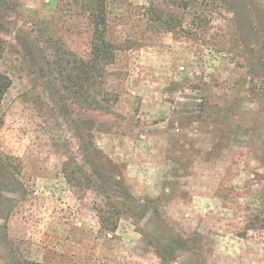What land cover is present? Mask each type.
Instances as JSON below:
<instances>
[{"label":"rangeland","instance_id":"rangeland-1","mask_svg":"<svg viewBox=\"0 0 264 264\" xmlns=\"http://www.w3.org/2000/svg\"><path fill=\"white\" fill-rule=\"evenodd\" d=\"M176 2L106 0L114 56L91 90L103 106L69 102L68 115L49 85L72 97L73 72L54 56L91 57L92 2L20 0L10 18L0 14V71L12 79L0 105V264H166L157 253L166 227L192 241L167 264H264V102L233 51L230 16L213 13L187 39L179 22L176 34L153 22L152 3L182 12ZM85 116L95 145L132 172L127 184L142 195L115 233L97 213H111V200L79 171L74 124ZM156 194L175 200L162 217Z\"/></svg>","mask_w":264,"mask_h":264},{"label":"trees","instance_id":"trees-1","mask_svg":"<svg viewBox=\"0 0 264 264\" xmlns=\"http://www.w3.org/2000/svg\"><path fill=\"white\" fill-rule=\"evenodd\" d=\"M19 1L0 0V14L10 18L8 13L18 8ZM87 2H92L91 7H94L90 14L94 24L91 57L87 61H82L75 58V55L68 50H61L59 51L60 54L54 56V62L58 59L61 63L65 61V66L60 67L73 72L66 74L65 78L70 84L68 88L64 86V90L70 91L72 97L60 94L55 83L49 85L52 95L58 96V102L62 104L60 112L63 115H68L69 102L73 105L75 103L82 104L83 110L86 111L103 106L96 98H91V90L96 85L103 84V73L114 56L113 45L106 39L108 28L106 0H87ZM87 6L89 7V5ZM151 6L155 19L153 22L159 28H162L165 32L176 34L177 28L174 25L179 22L177 27L183 33L181 35L187 39H195V37L205 31L208 16L211 17L209 18L211 21L214 14H218L221 17H223L224 13L228 14L230 17L227 20L230 22L231 27L234 28L233 51H237V56L246 62L247 75L250 80V93L258 102H264V0H177L174 6L182 11L179 13L161 9L158 7L159 5L154 3ZM187 13H190L191 17H187ZM182 14L183 16H181ZM20 45L26 46L25 56L33 61L36 53L33 50L34 46L29 45L27 40H24V44L20 43ZM11 86L12 79L10 76L0 71V105ZM75 87L81 88V91L72 92L71 90ZM67 101L68 103H66ZM86 106L87 108H85ZM68 120L71 124L73 123V120ZM92 130V121L86 116L81 120L80 124H74V131L78 132L76 138L79 143V160L83 166H79V171L84 175V179L88 181L86 184L87 189L99 188L103 195H106L111 200V213L102 209H98L97 213L102 223V228L115 233L118 229L122 212L140 211L143 204L131 192L126 181V169L124 166L122 167L121 164L119 165L108 158L95 145ZM64 171L67 175V182L72 184L75 180L74 171L69 173L65 167ZM71 174L73 177H70ZM82 185L83 183H80V186ZM162 201L163 199L160 197L151 201L157 204L158 207L153 208V210L160 217L162 216L159 204ZM109 216H113V219L112 217L108 218ZM163 224L166 225L164 221ZM165 229V232L160 233L165 245L160 246L162 249L158 246L157 253L164 263L167 264L169 253H172L174 249L189 250L192 241L170 227ZM27 264L46 263L27 262Z\"/></svg>","mask_w":264,"mask_h":264},{"label":"crops","instance_id":"crops-1","mask_svg":"<svg viewBox=\"0 0 264 264\" xmlns=\"http://www.w3.org/2000/svg\"><path fill=\"white\" fill-rule=\"evenodd\" d=\"M179 137V136H178ZM179 139V138H178ZM174 143H176V142H174ZM182 145H184V143L183 142H181V143H178V146H182ZM170 146H172V144H170ZM173 147V146H172ZM120 163V162H119ZM121 164V163H120ZM127 177H128V180L130 179V177H132V172L131 171H127V176H126V181H127ZM128 183V182H127ZM129 185V184H128ZM129 187H130V190H131V192L136 196V197H141L142 195H141V193L137 190V186H131V185H129ZM160 195L161 194H156V197H153V199H158L159 197H160ZM174 199H172V198H168V199H165L164 201H162L160 204H159V206H160V209H161V211H163L164 212V209H165V211L168 209V207H170L171 205H173L174 204Z\"/></svg>","mask_w":264,"mask_h":264}]
</instances>
